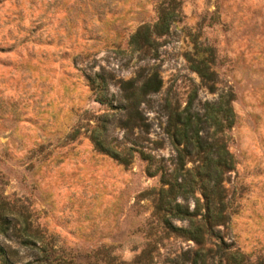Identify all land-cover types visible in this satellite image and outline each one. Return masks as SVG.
Wrapping results in <instances>:
<instances>
[{
  "label": "rangeland",
  "instance_id": "1",
  "mask_svg": "<svg viewBox=\"0 0 264 264\" xmlns=\"http://www.w3.org/2000/svg\"><path fill=\"white\" fill-rule=\"evenodd\" d=\"M162 11L170 12L169 27L156 33ZM144 26L150 43L132 46ZM211 52L215 91L190 61ZM152 70L163 86L141 105L144 123L128 128L121 83ZM193 87L202 102L235 94L227 143L237 164L225 182L231 218L221 230L264 262V0H0L2 190L28 204L62 259L191 264L195 243L153 214L151 190L162 183L142 152L166 171L174 167L170 106L183 108ZM7 241L20 249L18 264H35L31 251Z\"/></svg>",
  "mask_w": 264,
  "mask_h": 264
},
{
  "label": "trees",
  "instance_id": "2",
  "mask_svg": "<svg viewBox=\"0 0 264 264\" xmlns=\"http://www.w3.org/2000/svg\"><path fill=\"white\" fill-rule=\"evenodd\" d=\"M169 21L170 12L162 11L154 32L168 29ZM143 28L144 33L138 30L132 35V46L143 48L150 43L149 27ZM190 61L202 82L210 91H215L217 73L212 67L215 63L212 52L207 57L190 58ZM102 83L100 86L104 85ZM162 86L163 80L157 70L149 71L140 79L122 81L121 98L127 110L126 127H139L144 123L141 105L149 94L158 92ZM97 91L98 101L105 102L108 87ZM234 98L235 94L227 91L214 102H202L198 100L197 88L193 87L183 108L170 106L168 131L176 150L174 167L170 171L155 165L153 155L142 152L149 162L148 173L152 176L160 174L162 183L158 190H151L154 194L153 214L165 230L195 243V249L189 251L193 252V256L188 258L191 264H264L260 259L250 260L225 238L221 230L222 227L227 228L231 218V200L227 196L225 182L237 164L227 143V131L237 120L232 105ZM96 132L101 134L98 129L94 130ZM100 137L92 136L96 146L109 151L103 137ZM112 153L123 164H129L128 157ZM189 162L193 166L187 167ZM190 200L195 203L193 207ZM174 220L186 224L176 225ZM7 240L31 251L35 264H82L73 258L59 257L57 248L51 244L54 237L35 225L28 204L21 198L7 196L0 186V264H18L20 249ZM143 257L150 261V257L145 255L139 258Z\"/></svg>",
  "mask_w": 264,
  "mask_h": 264
}]
</instances>
